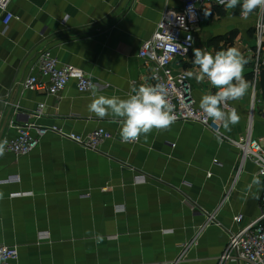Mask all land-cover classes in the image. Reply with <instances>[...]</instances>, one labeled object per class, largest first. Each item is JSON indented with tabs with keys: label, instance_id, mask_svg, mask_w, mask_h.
Wrapping results in <instances>:
<instances>
[{
	"label": "crops",
	"instance_id": "obj_1",
	"mask_svg": "<svg viewBox=\"0 0 264 264\" xmlns=\"http://www.w3.org/2000/svg\"><path fill=\"white\" fill-rule=\"evenodd\" d=\"M181 3L10 0L14 18L7 26L0 12V141L14 138L27 120L78 135L97 127L112 134L90 150L47 132L27 155L0 156V244L17 248L14 264H169L213 211L215 222L179 264H216L229 232L239 227L233 217L242 215L245 225L259 214L262 185L247 188L257 168L231 142L250 134L264 147V68L257 77L253 73L259 8L244 18L239 6H203L194 48L171 63L174 71L194 70L196 48L236 47L247 58L249 90L225 110L235 108L240 121L228 130L221 125L223 136L199 123L176 121L125 143L118 118L88 111L94 91L126 98L151 83L153 63L138 50L162 13ZM44 50L91 77L93 89L78 92L74 79L57 95L23 89V79L37 74L36 59ZM189 82L197 105L203 94L216 91L207 81ZM135 176L145 182L136 183Z\"/></svg>",
	"mask_w": 264,
	"mask_h": 264
},
{
	"label": "built area",
	"instance_id": "obj_2",
	"mask_svg": "<svg viewBox=\"0 0 264 264\" xmlns=\"http://www.w3.org/2000/svg\"><path fill=\"white\" fill-rule=\"evenodd\" d=\"M9 1L0 0V12L3 14L4 26H7L14 18L8 11ZM209 4L222 5L220 0H182L178 9H166L156 24L153 34L142 42L138 56L153 63L150 84L163 83L167 87L169 100L175 105V122L199 123L221 137L223 136L220 130L221 124H214L195 103L189 79L184 76L186 70L174 71L171 66L174 60L188 56L194 48L196 42L194 30L201 19V8ZM255 40L253 73L257 77L264 68V7L259 8V16L255 23ZM35 66L38 70L37 74H29L23 79L21 82L23 89L57 95L72 79L75 80V87L80 93L90 92L94 87L91 77L82 71L74 70L70 65L59 64L48 50L38 54ZM41 107L42 105L37 109L35 116L41 115ZM226 109H230L229 103L224 106V110ZM32 131L34 134L31 133ZM47 132L56 133L61 138L90 150H97L104 141L112 137V134L102 127H97L86 135H78L65 132L55 125H36L27 120L17 126V134L14 138L2 140L7 141L5 151L12 152L16 156L27 155L38 146L40 138ZM231 142L239 149L243 160L248 158L255 164L257 175L264 181V147L259 140L248 134L241 141L231 140ZM214 162L217 163L216 160ZM134 181L143 183L145 178L135 176ZM262 199L259 214L249 223L240 225L243 220L242 215L233 217L234 223L239 227L229 232L228 241L222 253L217 257L216 264H227L230 261H235L237 264H264V184H262ZM196 214L202 213L196 212ZM205 215L206 221L200 226L195 237L182 246L179 257L169 264H179L185 252L197 244V239L206 225L215 222L214 211L205 213ZM17 259L18 250L15 246L0 244V264H14Z\"/></svg>",
	"mask_w": 264,
	"mask_h": 264
},
{
	"label": "clouds",
	"instance_id": "obj_3",
	"mask_svg": "<svg viewBox=\"0 0 264 264\" xmlns=\"http://www.w3.org/2000/svg\"><path fill=\"white\" fill-rule=\"evenodd\" d=\"M226 9H241L247 18L254 10L264 7V0H220ZM194 70L186 71L185 78L197 83L207 81L216 91L203 94L198 107L214 124L219 123L228 130L240 121L235 108L225 111L224 106L243 98L249 90L250 82L244 76L248 63L239 48L209 52L199 48L193 50ZM88 111L97 118L111 116L120 121L119 138L129 143L146 136L153 129L169 128L176 120L175 105L169 100L168 89L163 83L143 84L133 89L126 98L117 95L105 96L92 93ZM7 141H0V156L4 155ZM264 184L261 177L253 175L247 188Z\"/></svg>",
	"mask_w": 264,
	"mask_h": 264
},
{
	"label": "trees",
	"instance_id": "obj_4",
	"mask_svg": "<svg viewBox=\"0 0 264 264\" xmlns=\"http://www.w3.org/2000/svg\"><path fill=\"white\" fill-rule=\"evenodd\" d=\"M262 73V72H261Z\"/></svg>",
	"mask_w": 264,
	"mask_h": 264
}]
</instances>
